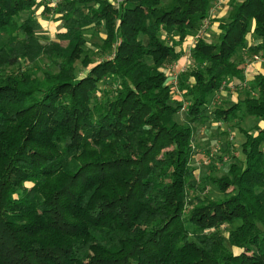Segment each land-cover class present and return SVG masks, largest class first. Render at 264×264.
Listing matches in <instances>:
<instances>
[{
	"label": "trees",
	"instance_id": "trees-1",
	"mask_svg": "<svg viewBox=\"0 0 264 264\" xmlns=\"http://www.w3.org/2000/svg\"><path fill=\"white\" fill-rule=\"evenodd\" d=\"M42 6L63 21L47 42ZM213 6L0 0V264H264V126L227 172L200 181L192 163L198 125L264 120V73L247 80L236 58L264 52V0H231L217 37L199 35L182 97L167 73ZM92 28L110 57L87 53ZM41 59L54 70L26 67ZM232 86L244 96L218 103Z\"/></svg>",
	"mask_w": 264,
	"mask_h": 264
},
{
	"label": "rangeland",
	"instance_id": "rangeland-1",
	"mask_svg": "<svg viewBox=\"0 0 264 264\" xmlns=\"http://www.w3.org/2000/svg\"><path fill=\"white\" fill-rule=\"evenodd\" d=\"M63 0H52L48 2V4L50 3L51 5H49V9L53 8L54 6H57L60 2H62ZM231 0L226 1L224 4H222L220 7L223 6H228L229 2ZM44 2V0H43ZM46 2V0H45ZM117 3V1H115ZM43 10H41L42 12H39L37 10L36 12V16H39V19L41 18L42 21L47 20V19H52V22L58 21V19L54 18V15L52 13L51 10H45L44 6H42ZM218 7H214V10H210V15L212 16L210 21L208 22L207 25V29L205 31V33L202 36L208 37V38H216L217 37V31H213V27H212V20H214V15L216 14V11ZM226 16V14L224 15V17ZM223 17V18H224ZM221 19V18H220ZM60 20V19H59ZM44 24H46V22H44ZM55 25V26H54ZM53 27L57 28L56 24H54ZM53 28L52 32L54 34H56V30ZM47 30L49 31V28L47 27V25H45V27L43 26L42 31L40 33V38L43 42H47V38L48 36H44L45 34L43 33V31L47 32ZM59 30V29H58ZM104 28H99V29H88L85 32V36L87 39V45H86V51L87 53H89V55L91 56V58L93 60L99 61L102 59V57H110L111 54L107 53L105 55H101V45H102V40L100 37V33H103ZM52 33V34H53ZM199 34V32H198ZM198 34H193L187 37V44L186 41L182 44V46H179V50L181 51V56L179 59H177L176 61L172 62L173 64H168V69H167V73L170 76V79L173 77L174 74V78L177 77L178 80L179 79H184L183 77L180 78L181 74L188 69L189 66H192V58L190 56V52L191 49L194 46V43L196 41L197 38H199L200 36ZM6 39V38H5ZM3 39V42L4 40ZM190 40H194V43H190ZM257 43V42H256ZM241 49V48H240ZM239 49V50H240ZM242 50L238 51V53H240ZM189 52V55L186 53ZM263 59L257 61V62H251L250 64H248L247 67V73L248 72H255L256 66L259 64H263L262 65V69L264 70V54L263 53H259ZM252 54H249V56H244L245 61L248 63L251 60ZM237 58V57H236ZM252 61V60H251ZM27 66H31V69H33V71L35 70H39V69H50L49 65L47 63V61L44 59H41L38 64L34 63V64H28ZM76 69L77 72L80 74L84 71V67L81 64V61L79 60L76 63ZM251 68L253 70H251ZM51 70H54V68H51ZM246 71V70H245ZM40 72V71H39ZM252 73V74H253ZM40 74V73H39ZM251 74V73H249ZM169 79V81H171ZM247 79V78H246ZM181 82L178 81V89L175 92L176 96H181V91L179 89ZM102 88H104L105 90H107L108 92L111 90V87L108 84H102L101 85ZM229 89V88H227ZM227 89H223V91L220 93V97L217 96V101L220 104H223L224 100H231L230 104L234 101L233 95L240 93L241 97L244 96L245 91L243 92H239L240 90H238L237 88H231V90H227ZM106 97V93H102L101 94V98L104 99ZM185 107V106H184ZM187 107V106H186ZM211 111L209 110L207 112V115H210ZM177 120L179 122H186V120H188V116H187V112H186V108L182 109L178 114H177ZM260 126L263 127L264 126V120H260L259 118H256L254 116H246L244 118H241L239 120H234L230 123H225V122H219L216 120H212L209 123H205V124H201L198 125L195 132H194V143L196 145L197 148H194V156L192 159V163L193 165L197 168L196 171V176L198 178V180L202 181V176L205 175L206 173L213 171L215 172V174L217 175H221L222 173H225L229 170V168L231 167L232 164L234 163H238V162H243L245 159V154L242 151V145L246 140V132L249 133H254L255 132V128L256 126ZM200 130V131H199ZM30 185V184H29ZM202 192V191H201ZM191 193V192H190ZM196 193H192L190 194L191 197H193V195ZM200 194V193H199ZM200 195H209L212 198L220 196V191L215 188L212 185H209L205 188V190H203V192ZM221 228L223 229V233L227 236L228 235V230L226 229L225 225H222ZM233 249V248H232ZM235 250L237 251L238 249L235 248Z\"/></svg>",
	"mask_w": 264,
	"mask_h": 264
},
{
	"label": "crops",
	"instance_id": "crops-1",
	"mask_svg": "<svg viewBox=\"0 0 264 264\" xmlns=\"http://www.w3.org/2000/svg\"><path fill=\"white\" fill-rule=\"evenodd\" d=\"M37 1H40V0H37ZM43 1V0H42ZM50 1H52V0H50ZM48 2H49V0H46V2H45V0H44V4L45 5H51L50 3L48 4ZM43 7H41L40 9L41 10H43L42 9ZM38 10L39 12H42L41 10ZM217 9V8H216ZM227 12H228V6H223V7H218V9H217V11H216V14L214 15V20H212V22H213V24H212V27H213V31H217V29H218V20L220 19V18H223L224 17V15L225 14H227ZM38 18H39V16H37ZM40 20V22H41V24H42V26H44L45 27V25H47V27L49 28V31L47 30V32H45V31H43V33L45 34L44 36H48V38H47V40L49 41V40H51L54 36H55V34L52 32V30H53V25L54 24H56V26L58 27V29L55 27L54 29L56 30V33L58 32V31H60V30H62L63 29V21L62 20H58V21H55V22H52L53 20L52 19H47V20H44V21H42L41 20V18L39 19ZM44 22H46V24H44ZM55 26V25H54ZM53 33V34H52ZM261 40H260V38L258 37V36H256L255 34H251V35H249V37H248V42H249V44H257V43H259ZM257 42V43H256ZM190 43L192 44L193 43V41L192 40H190ZM185 44H187V41H186V43ZM240 50H242L240 53H237V61H241V60H245V58H244V56L246 57V56H249V53L245 50V49H240ZM239 50V51H240ZM263 54H264V52H262ZM189 55V52L188 53H186V55ZM262 65L263 64H258L257 66H256V69L257 68H259V69H257V70H255V72L254 73H256V72H262V73H264V70L261 68L262 67ZM261 66V67H260ZM244 68H245V76H246V78H247V80H250V78L252 77V75L254 74L253 73V71L252 72H248L247 73V68L245 67V64H244ZM254 69V68H253ZM252 68H251V70H253ZM249 73H251V74H249ZM253 73V74H252ZM236 96H237V94H234L233 95V98H234V100H236L237 98H236ZM200 131V130H199Z\"/></svg>",
	"mask_w": 264,
	"mask_h": 264
},
{
	"label": "built area",
	"instance_id": "built-area-1",
	"mask_svg": "<svg viewBox=\"0 0 264 264\" xmlns=\"http://www.w3.org/2000/svg\"><path fill=\"white\" fill-rule=\"evenodd\" d=\"M226 1H228V0H214V6L212 7L211 10L213 11L214 7H220ZM208 22H209V20H206L205 23L202 24L198 35H203L205 33V31L207 29ZM193 43H194V40H193ZM261 59H263V57L259 53L253 54L252 57H251L252 61L250 60L248 63H246L245 67L247 68L248 64H250L251 62H257V61H259ZM170 82H171V84H172V86H173V88H174V90L176 92L177 89H178V78L177 77L174 78V74H173V77L171 78ZM245 84H246V82H243L242 85H245ZM232 88H234V86H232ZM183 108L185 109L186 106L183 107Z\"/></svg>",
	"mask_w": 264,
	"mask_h": 264
}]
</instances>
